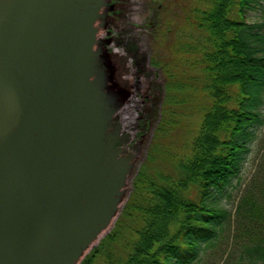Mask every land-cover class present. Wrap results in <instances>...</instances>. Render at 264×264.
Segmentation results:
<instances>
[{
    "label": "water",
    "instance_id": "1",
    "mask_svg": "<svg viewBox=\"0 0 264 264\" xmlns=\"http://www.w3.org/2000/svg\"><path fill=\"white\" fill-rule=\"evenodd\" d=\"M99 4L0 0V264H61L74 235L107 223L114 160L89 163L82 111ZM104 100L89 109L103 129Z\"/></svg>",
    "mask_w": 264,
    "mask_h": 264
},
{
    "label": "rangeland",
    "instance_id": "2",
    "mask_svg": "<svg viewBox=\"0 0 264 264\" xmlns=\"http://www.w3.org/2000/svg\"><path fill=\"white\" fill-rule=\"evenodd\" d=\"M206 5L207 0H100L82 111L85 137L90 139L92 149L89 163L96 169V161L100 163L106 156L114 160V198L106 225L93 224L81 237L74 235L68 249L61 253V264H79L95 247L100 249L94 264H124L127 259V230H122L123 237L111 247L103 244L118 221L132 226L126 218H119L136 175L139 171L173 174L172 161L186 153L200 123L201 109L208 103L200 90L203 74L193 63L198 54L192 49L203 41L204 33L190 22L191 12ZM246 20H264V1L247 12ZM107 29L118 42L108 46L112 73L106 91L94 97V72L103 55L98 45L105 41ZM102 99L105 129L89 115L91 106L99 107ZM261 111L263 123L255 130L239 174L218 193L215 207L224 212V218L217 235L201 245L198 257L190 264H251L237 244V205L264 151V105Z\"/></svg>",
    "mask_w": 264,
    "mask_h": 264
},
{
    "label": "trees",
    "instance_id": "3",
    "mask_svg": "<svg viewBox=\"0 0 264 264\" xmlns=\"http://www.w3.org/2000/svg\"><path fill=\"white\" fill-rule=\"evenodd\" d=\"M263 1L207 0L191 12L190 22L204 33L192 49L198 54L193 63L203 74L200 90L208 103L186 153L172 161L174 173L136 175L119 218L132 226L118 221L103 244L111 247L127 230L130 251L124 264H190L201 245L216 237L224 218L215 207L218 193L239 174L255 130L263 123L264 20H246L247 12ZM109 41L118 42L111 35ZM100 47L107 77L112 54L103 43ZM237 212V244L251 264H264V151ZM99 249L79 264H94Z\"/></svg>",
    "mask_w": 264,
    "mask_h": 264
},
{
    "label": "flooded vegetation",
    "instance_id": "4",
    "mask_svg": "<svg viewBox=\"0 0 264 264\" xmlns=\"http://www.w3.org/2000/svg\"><path fill=\"white\" fill-rule=\"evenodd\" d=\"M110 33H112V31H110L109 29H107V34H106V38L105 39H107L110 36ZM111 42H113V41H111Z\"/></svg>",
    "mask_w": 264,
    "mask_h": 264
}]
</instances>
